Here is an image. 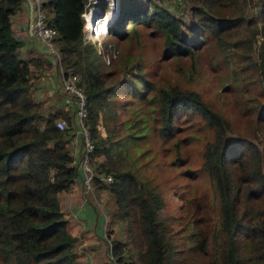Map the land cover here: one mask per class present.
<instances>
[{
  "label": "trees",
  "instance_id": "obj_1",
  "mask_svg": "<svg viewBox=\"0 0 264 264\" xmlns=\"http://www.w3.org/2000/svg\"><path fill=\"white\" fill-rule=\"evenodd\" d=\"M197 1L203 4L190 7L196 19L183 34L178 16L155 0H117V12L106 34L122 39L134 25L151 24L162 36L163 53L185 56L199 49L206 35L217 37L243 22L241 13L230 18L215 17L210 1ZM19 2L0 0V264H78L74 249L78 239L70 233L58 199L78 175L77 164L72 162L66 146L69 130L54 125L56 118L69 120V116L59 111L43 116L39 103L29 94L32 71L46 61L19 56L20 42L10 26V14ZM257 3L264 60V0ZM84 4L85 0H44L41 9L46 24L56 31L54 42L61 71L65 76H74L85 95L92 182L109 189L119 220L125 222V239L108 242L114 262L186 264L189 257H206L203 264H264V142L258 148L245 139L226 138L228 123L197 92L170 84L158 86L151 100L156 104L160 136L171 134L178 109L198 113L213 133L203 148L201 166L212 184L217 217L211 220L187 211L176 217L178 228L172 231L167 217L158 216L164 201L155 185L137 180L125 164L129 145L147 129L145 118L136 111L122 122L113 110L115 84H107L109 72L101 69L98 46L84 40ZM99 5L106 7L104 0H99ZM246 22L254 25L253 20ZM252 26L233 45L242 46L244 59L254 66L251 47L257 32ZM129 71L131 67L122 70ZM139 71L136 69L134 78L128 79L138 98L141 91L137 83L143 84L144 79ZM259 75L252 82L259 91L251 99L259 107V122L264 123V100L258 99L264 95L263 67ZM119 126L123 134L117 132ZM104 174H110V182L99 179ZM176 241L180 243L176 245ZM128 248L130 255L125 256ZM192 264L199 263L194 259Z\"/></svg>",
  "mask_w": 264,
  "mask_h": 264
},
{
  "label": "rangeland",
  "instance_id": "obj_2",
  "mask_svg": "<svg viewBox=\"0 0 264 264\" xmlns=\"http://www.w3.org/2000/svg\"><path fill=\"white\" fill-rule=\"evenodd\" d=\"M208 1L213 16L230 18L241 13L243 22L240 25L234 24L217 37L206 35L200 48L192 55L177 56L163 53L162 36L151 24L134 25L122 39L109 38L105 33L99 34V44L94 43L99 48L101 69L109 72L107 84H115L114 103H111L119 116V121L123 122L130 118L136 111L140 117L145 118L144 124L147 129L139 133V138L133 145H129V156L125 164L136 174L137 180L155 185L164 201L158 216L167 217L172 231L178 228L176 217L186 214L187 211L207 219L210 217L211 220L217 217L218 207L212 184L201 166L203 148L212 139L213 133L198 113L189 109H178L172 119L171 134L167 137L160 136L158 132L160 125L155 119L156 104L151 100L158 86L170 84L179 89L197 92L200 99L228 123L226 138L245 139L256 144L258 148L264 142V123L259 122L256 116L259 107L256 106L257 102L251 99V96L259 91L252 82L260 78L259 72L261 67L264 68L260 49L261 32L258 28L261 17L258 14L257 0H226L228 3ZM155 2L178 16L183 34L187 32V26H191L196 19L190 7L203 4L197 0ZM93 7L99 9V3L85 0L84 11ZM108 9L107 5L104 11ZM105 14H111V10ZM109 20L110 17L107 16V21ZM248 20H253L254 25L247 24ZM250 26L257 32L251 47V57L256 60L254 66L249 65V59H244L246 56L242 55L243 47L233 45L239 36L247 35V28ZM128 67H131V71L122 72ZM136 69L140 70L144 78L143 84L137 83L141 91L139 98L128 84V79L134 78ZM145 81L148 82L146 86L149 89L144 87ZM258 99L263 101L264 95ZM245 109L248 111L245 112ZM257 127L260 129H256ZM117 132L123 134L120 126ZM98 158H101L100 155ZM261 170L264 174V165ZM97 190L95 192L93 184L88 191H92L94 195L93 207L107 218L105 231L107 242L103 240L104 243L107 245L112 239L124 240L125 222L119 220L113 195L107 187ZM59 204L62 209L60 202ZM97 214L101 216L100 212ZM111 225L112 228L109 229ZM179 243L176 241V245ZM78 244L75 245V250ZM78 248L82 249L76 258L80 264H87L89 256L96 257L95 253L88 256L90 251L80 246ZM128 249L125 256L130 255V248ZM105 253L106 247L101 246L98 253L100 258L107 259L108 255L110 260H114L108 250L106 256ZM130 259H134L133 256H130ZM194 259L199 264L207 261L206 257H189L184 262L192 264Z\"/></svg>",
  "mask_w": 264,
  "mask_h": 264
},
{
  "label": "crops",
  "instance_id": "obj_3",
  "mask_svg": "<svg viewBox=\"0 0 264 264\" xmlns=\"http://www.w3.org/2000/svg\"><path fill=\"white\" fill-rule=\"evenodd\" d=\"M29 5V0H20L13 13L10 14L12 35L20 42L18 47L19 56L23 59L33 57L41 61H46V63L43 62V67L32 71V76L29 80V94L33 100L39 103V112L43 116L59 111L64 116L68 115L70 120L72 116V105L69 104L66 94L58 84L60 78L58 62L47 51L46 47L28 30ZM69 135L66 140V146L72 157V162L77 164L78 175L75 177L69 189L60 193L58 196L59 202L62 205L61 210L64 211L65 217L68 220L70 233L78 238V247L80 246L90 251L88 256L91 253L96 254V257L90 258L89 256V262L87 264H115L114 260H110V257L107 255L108 243L107 245L104 243V241L107 242V234L105 235L106 215L93 207L95 205L93 192L85 189L82 184V172L79 165L82 140L79 136L71 132V130ZM94 187L95 192L98 191L97 189L103 190V188L98 186L94 185ZM97 212H100L101 216ZM110 228H112V225ZM101 246L106 247L105 256L107 255V259L102 260L98 254ZM78 247L76 252L80 255L82 249L79 250ZM77 263L80 264L78 261Z\"/></svg>",
  "mask_w": 264,
  "mask_h": 264
},
{
  "label": "built area",
  "instance_id": "obj_4",
  "mask_svg": "<svg viewBox=\"0 0 264 264\" xmlns=\"http://www.w3.org/2000/svg\"><path fill=\"white\" fill-rule=\"evenodd\" d=\"M29 1H30L29 11H28L29 19L27 23L28 30L40 43H42L46 47L47 51L58 62V66H59V52L54 42L56 31L53 27L46 24L45 13L41 9V4L39 3V1L38 0H29ZM88 1L97 3L99 0H88ZM105 3H106V8L108 5L109 9L111 8L115 9L117 1L105 0ZM102 12H104V10H102ZM97 13L100 14L101 11L98 9ZM112 19L113 17H111L109 21H111ZM90 30L91 27L90 28L83 27V32L85 37L84 40L85 41L89 40L91 43L96 42L97 44H99L100 40L98 38L96 39L89 38ZM104 33H105V28L104 31L99 32L100 35ZM75 81L76 79L74 76L72 75L65 76L60 69V78L58 80V84L60 88L63 90V92L66 94L67 101L69 102V104L72 105V116L69 121H67V119L64 117H58L56 118L54 125L59 130L68 129L69 132L71 130V132H73L76 136H79L81 138L82 148H81V157H80L79 165L82 172V184L84 185L85 189L90 190L93 185V182H92V170L88 161V153L92 149V144L90 142L88 136V129L85 123L87 117L85 95L83 90L76 85ZM99 179L102 180L104 183L111 181V177L108 174H104L100 176Z\"/></svg>",
  "mask_w": 264,
  "mask_h": 264
},
{
  "label": "bare ground",
  "instance_id": "obj_5",
  "mask_svg": "<svg viewBox=\"0 0 264 264\" xmlns=\"http://www.w3.org/2000/svg\"><path fill=\"white\" fill-rule=\"evenodd\" d=\"M111 10V14L107 15L105 14V12L107 13L108 11ZM98 9H94L93 8H89L88 10H86L83 13L84 16V26L87 28L91 27V30L89 32V38L91 39H96L99 36V32L100 31H104L105 25L107 24V16L108 18L112 17L115 9H109L108 11L102 12L100 14L97 13ZM101 14H104L103 16ZM104 18V19H102ZM95 22V23H94ZM92 24V25H91ZM93 26V28H92Z\"/></svg>",
  "mask_w": 264,
  "mask_h": 264
},
{
  "label": "clouds",
  "instance_id": "obj_6",
  "mask_svg": "<svg viewBox=\"0 0 264 264\" xmlns=\"http://www.w3.org/2000/svg\"><path fill=\"white\" fill-rule=\"evenodd\" d=\"M104 2H105V0H104ZM99 3V1L97 2V4ZM100 6V8H99V10L101 11V9L102 10H105L106 9V7L104 6H101V5H99ZM85 10V9H84ZM83 12H85V11H83ZM82 12V13H83ZM105 12V11H104ZM116 12H117V4H116V7H115V12H114V14H113V19H114V17H115V15H116ZM82 13H81V17H82V19H83V23H82V31H83V27H85L84 26V17H83V15H82ZM101 13H102V11H101ZM112 19V20H113ZM112 20L111 21H109L108 23H107V25H106V27H105V34H106V31H107V27H108V25L112 22ZM83 34H84V32H83ZM84 39H85V37H84ZM87 41V40H86Z\"/></svg>",
  "mask_w": 264,
  "mask_h": 264
},
{
  "label": "water",
  "instance_id": "obj_7",
  "mask_svg": "<svg viewBox=\"0 0 264 264\" xmlns=\"http://www.w3.org/2000/svg\"><path fill=\"white\" fill-rule=\"evenodd\" d=\"M38 1L40 4H42L44 2V0H38ZM101 11H102V9H101Z\"/></svg>",
  "mask_w": 264,
  "mask_h": 264
}]
</instances>
